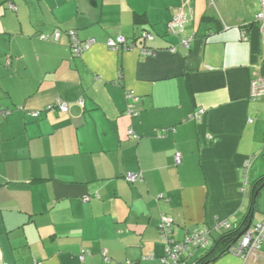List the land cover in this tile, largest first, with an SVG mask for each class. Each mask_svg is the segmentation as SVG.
Returning a JSON list of instances; mask_svg holds the SVG:
<instances>
[{
  "label": "crops",
  "instance_id": "obj_1",
  "mask_svg": "<svg viewBox=\"0 0 264 264\" xmlns=\"http://www.w3.org/2000/svg\"><path fill=\"white\" fill-rule=\"evenodd\" d=\"M260 9L261 0H0V264H167L165 214L175 238L218 218L245 222L264 148V103L250 97L264 76ZM56 30L59 41L41 39ZM69 30L96 43L75 55ZM144 30L152 55L106 44ZM57 100L69 111L45 110ZM199 108L202 119H189ZM128 172L142 177L129 183ZM263 218L257 200L249 221ZM211 264H264V241L246 259L227 252Z\"/></svg>",
  "mask_w": 264,
  "mask_h": 264
},
{
  "label": "built area",
  "instance_id": "obj_2",
  "mask_svg": "<svg viewBox=\"0 0 264 264\" xmlns=\"http://www.w3.org/2000/svg\"><path fill=\"white\" fill-rule=\"evenodd\" d=\"M14 7V6H13ZM256 22L260 26V31L264 35V0H261V9L256 15ZM182 23V18L176 16L173 20H171L168 24L169 30H174V28ZM60 32L55 34L56 40H59ZM243 37L246 39L245 31H243ZM43 38H48V36H43ZM72 38V50L76 55H80L85 50L90 48L93 44L96 43V39H89L85 42L81 41L74 30L71 31ZM153 35L150 31L144 30L136 41H129L124 35L120 34L115 37H110L106 41L107 46L115 51L120 50H129L138 47L141 54L144 55H152L155 53L153 48H150L147 45V41L152 40ZM193 36L185 37L181 40V43L185 47H190ZM138 42H141L142 45H138ZM171 51H175V47L170 48ZM250 97L252 100L260 101L264 103V76L256 78L251 83V94ZM81 104H83V100H80ZM22 109V107H20ZM58 109L61 112H68L69 106L67 103L57 100V103L46 106L45 110L52 111ZM41 110L31 111L30 114L33 117H39L41 115ZM204 108L197 109L193 114L189 116V119H195L200 121L202 119V115L204 114ZM252 122L253 120L250 119ZM175 161L177 164H180L182 161L181 154L175 155ZM250 164L247 162L243 167L242 173L243 178L247 179L249 175ZM142 175L135 172H128L125 175V179L128 182H136L141 179ZM163 194L159 195V198H162ZM84 201H89L90 196H85ZM162 234L164 238H169L173 231V221L170 217L164 216L161 223ZM232 228V225L227 219L218 218L212 226H204L203 228L197 230L190 235H187V239L182 243L174 242L172 246L167 247V258L165 259L167 262H171L172 264H197L196 251L199 250H207L212 247L214 242V232H221L223 230H229ZM264 241V218L253 225L246 233H244L243 237L239 239L238 243L235 244L230 252L239 255L243 258H247L252 252L260 249L262 243ZM187 250L186 260H182L181 252ZM91 253L90 250H82L80 254V258L82 260L85 259L87 255ZM34 264H42L41 262L35 261Z\"/></svg>",
  "mask_w": 264,
  "mask_h": 264
},
{
  "label": "trees",
  "instance_id": "obj_3",
  "mask_svg": "<svg viewBox=\"0 0 264 264\" xmlns=\"http://www.w3.org/2000/svg\"><path fill=\"white\" fill-rule=\"evenodd\" d=\"M14 6V7H13ZM9 7L10 8H15V4L14 3H9ZM71 31L72 30H69V34H70V47H71V44H72V38H71ZM75 31V30H74ZM57 32H60V37H61V31L60 30H56L55 32H53L51 35H47V34H41L40 37L41 39H44V40H50L52 39L53 41H59L60 40V37H59V40H56L55 38V34ZM143 32V31H142ZM43 36H48V38H43ZM139 37V36H138ZM138 37H135L133 38V40H129V41H136L138 39ZM126 50V49H125ZM128 50V49H127ZM71 51L73 53V50H72V47H71ZM120 51H123V50H120ZM76 55V54H75ZM22 107V106H20ZM19 108V107H18ZM21 109V108H19ZM251 168V167H250ZM249 172H250V169H249ZM128 182V181H127ZM137 182V181H136ZM131 183V182H129ZM135 183V182H133ZM264 184V175H262L261 177H257L255 180H254V190H255V193L256 191L261 187V185ZM260 194V193H259ZM259 194L255 197L254 196V202H253V208L251 210V212L249 213V216L245 218V222H242L241 224L239 225H236L235 227H232L231 229L229 230H223L221 232H214L215 234L213 235L214 236V242H213V245L211 248L207 249V250H199V251H204L202 252L201 254H199V251H196L195 254L197 255L196 258H197V264H211L218 256L222 255V254H225L227 252H230L231 248L237 244V237L238 235L240 234V232L242 231V229L248 225L249 223V218L251 217V214L253 212V209H256V204H257V200H258V197H259ZM160 195V194H159ZM159 195L157 196V200H160V199H165L166 197L163 195L162 198H159ZM256 195V194H255ZM165 216H168L170 217L169 215H166ZM164 217V216H163ZM171 218V217H170ZM172 219V218H171ZM173 221V231H172V234L171 236H169V238H164L163 237V234H162V228H161V225H160V231H161V237H162V240L164 242V255L162 256V261H164L165 263L167 264H172L171 262H167L165 259L167 258V247H170L173 245L174 242H178V243H182L184 244V242L186 241V237L187 235H190L191 233H194L196 232L197 230L195 231H191V232H187L185 234V236L183 238H175L174 236V228H175V223H174V220L172 219ZM205 226H209V225H205ZM201 229V228H200ZM199 230V229H198ZM217 235V236H216ZM103 255L104 257L109 260V257L107 256V252L105 250H103ZM181 258L182 260H186L185 258L187 257V250L185 251H182L181 252ZM153 256H145L144 259H149V258H152ZM129 264H133V262L129 261L128 262Z\"/></svg>",
  "mask_w": 264,
  "mask_h": 264
},
{
  "label": "rangeland",
  "instance_id": "obj_4",
  "mask_svg": "<svg viewBox=\"0 0 264 264\" xmlns=\"http://www.w3.org/2000/svg\"><path fill=\"white\" fill-rule=\"evenodd\" d=\"M264 146V145H263ZM253 168H254V174H256V176L253 178V181L257 178V177H261L262 175H264V148L262 149V151L257 155V157L255 158V161L253 162ZM258 204L259 207L264 209V187L261 189L259 197H258ZM246 227V226H245ZM245 227L242 229V231L245 229ZM252 227V226H251ZM250 227V228H251ZM249 228V229H250ZM248 229V230H249ZM247 230V231H248ZM241 231V232H242ZM247 231H245L244 233H246ZM240 232V233H241ZM243 233V235H244ZM240 236V238L243 237ZM239 236V235H238ZM239 238V239H240ZM238 237H237V242L239 241ZM232 253V252H231Z\"/></svg>",
  "mask_w": 264,
  "mask_h": 264
},
{
  "label": "water",
  "instance_id": "obj_5",
  "mask_svg": "<svg viewBox=\"0 0 264 264\" xmlns=\"http://www.w3.org/2000/svg\"><path fill=\"white\" fill-rule=\"evenodd\" d=\"M263 187H264V184H262L261 187L256 191V196L260 193V191H261V189H262ZM252 222H253V220H250V221H249V223H248V225L245 227V229L239 234L238 239L240 238V236L243 235V233H244L245 231H247V230L252 226Z\"/></svg>",
  "mask_w": 264,
  "mask_h": 264
}]
</instances>
